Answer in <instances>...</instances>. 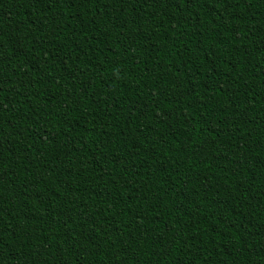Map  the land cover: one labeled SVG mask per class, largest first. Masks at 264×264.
Returning <instances> with one entry per match:
<instances>
[{
    "label": "trees",
    "instance_id": "16d2710c",
    "mask_svg": "<svg viewBox=\"0 0 264 264\" xmlns=\"http://www.w3.org/2000/svg\"><path fill=\"white\" fill-rule=\"evenodd\" d=\"M0 264H264V0H0Z\"/></svg>",
    "mask_w": 264,
    "mask_h": 264
}]
</instances>
